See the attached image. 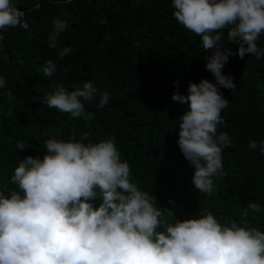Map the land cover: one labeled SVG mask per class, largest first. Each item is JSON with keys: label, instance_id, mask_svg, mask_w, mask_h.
Instances as JSON below:
<instances>
[{"label": "trees", "instance_id": "obj_1", "mask_svg": "<svg viewBox=\"0 0 264 264\" xmlns=\"http://www.w3.org/2000/svg\"><path fill=\"white\" fill-rule=\"evenodd\" d=\"M15 2L27 26L5 29L0 47V76L6 79L0 87V191L16 187L10 179L14 168L26 154L42 157L49 138L79 139L88 132L95 143L115 136L130 181L153 195L157 207L173 208L174 219L210 211L222 224L246 220L248 227L264 231V155L249 148L250 140L264 141V56L234 54L222 69L235 89L220 88L229 102L217 131H226L232 144L222 153L217 189L208 195L195 189L193 168L179 150V115L187 105L173 101L172 94L186 95L189 81L215 83V78L206 69L201 38L174 18L172 0ZM55 17L69 27L51 49ZM221 43L236 52L226 30ZM257 44L264 47V34ZM61 47L72 51L60 58ZM48 60L56 65L51 77L42 74ZM85 81L110 94L103 108L96 106L98 95L85 103L94 113L87 124L46 105L57 84L71 90L73 83ZM17 141L29 147L17 149ZM249 202L258 203L261 212L245 215Z\"/></svg>", "mask_w": 264, "mask_h": 264}, {"label": "clouds", "instance_id": "obj_2", "mask_svg": "<svg viewBox=\"0 0 264 264\" xmlns=\"http://www.w3.org/2000/svg\"><path fill=\"white\" fill-rule=\"evenodd\" d=\"M172 3L174 18L201 38L206 69L215 78V83L189 81L186 95L172 94L173 101L187 105L179 115L177 144L193 168L192 184L211 195L217 189L214 178L223 174L222 153L232 144L226 131H217L229 102L220 88L235 89L222 69L234 54L264 56L257 44L264 34V0ZM26 26L15 0H0V47L5 29ZM68 27L67 20L52 18L49 48L57 49ZM225 30L235 53L221 43ZM71 51L61 47L59 57ZM55 72L48 60L42 74ZM5 85L0 76V87ZM97 95L96 106L103 108L110 94L92 81L73 83L71 90L57 84L45 103L87 124L94 113L84 105ZM88 137L83 132L79 139L49 138L42 157L26 154L14 168L10 179L16 187L0 191V264H264V231L248 227L246 220L222 224L210 211L174 219L173 208L157 207L153 195L130 181L115 136L95 143ZM15 147L23 151L29 145L17 141ZM249 148L264 155V141L250 140ZM248 211L259 213L261 206L249 202L244 214Z\"/></svg>", "mask_w": 264, "mask_h": 264}]
</instances>
